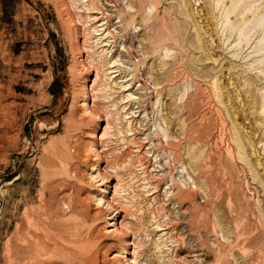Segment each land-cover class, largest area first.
<instances>
[{
    "label": "rangeland",
    "instance_id": "1",
    "mask_svg": "<svg viewBox=\"0 0 264 264\" xmlns=\"http://www.w3.org/2000/svg\"><path fill=\"white\" fill-rule=\"evenodd\" d=\"M91 1L65 0L81 21L80 55L59 2L0 0V264L39 190L70 223L86 222L99 264H125L112 257L123 238L104 232L114 220L95 201L100 188L114 192L133 264H264V128L243 116L253 110L245 75L264 80V0H249V21L233 28L231 5L216 0H96L106 19L95 24ZM103 21L100 43L87 29ZM229 63L246 71L231 77ZM82 83L98 116L80 105ZM156 98L166 139L153 124Z\"/></svg>",
    "mask_w": 264,
    "mask_h": 264
},
{
    "label": "bare ground",
    "instance_id": "2",
    "mask_svg": "<svg viewBox=\"0 0 264 264\" xmlns=\"http://www.w3.org/2000/svg\"><path fill=\"white\" fill-rule=\"evenodd\" d=\"M55 1L59 2L61 4V6L63 7V9L65 10V20L71 26L70 34L72 35L73 38L76 39V42L74 44L75 49H76L77 53H79L81 55L83 53V49H85V46H84L85 42H80L78 40L81 36V28H80V25H81L80 22L81 21L79 20V18H77V15H75V13L73 11L74 10L73 7L72 6L69 7L68 3L65 2V0H55ZM94 1H96V0L91 1V3L89 2L91 7L88 9L89 10L91 9V13L92 14L95 13L96 15H94L92 17V19L89 15L87 16V18L91 19L93 24L99 22L100 17H101V19L102 18L106 19L105 15H102V8L99 6V3L98 2L94 3ZM208 1L211 4H213L214 0H208ZM87 2H88V0H87ZM127 3H129V2H127ZM227 4L231 5V9L228 12V16L229 15L232 16V13L234 14L235 22H233L232 28L234 27L235 24H237V22L238 23L241 22V24H242V23H246L247 21H249V19H248L249 15H245V17H242L243 13H245V9L251 4V2L249 0H216L215 6L216 7L219 6V8H221L222 6H226ZM127 7H129L131 9V6L129 4H127ZM215 12H213V13L215 14ZM98 15H100V17ZM106 24H107V22L105 23L103 21L102 23L95 25V26H92V27L88 28L87 30H88V32L92 33V34H90L93 36L92 38L96 39L98 34H100V35L103 34L104 29L106 28L104 26ZM98 28H100V29H98ZM227 28H228V26H227ZM225 30H227V29H225ZM236 30H237V28H236ZM99 31H101V32L98 33ZM105 37H106V34L101 38H97L96 42L100 39H102V42H103L106 39ZM228 39H229V37L227 38V40ZM244 39H245V37H244ZM102 42L100 40V43H102ZM217 44H218V47L220 49H222V51L223 50L228 51V49H223V46L221 43L218 42ZM104 45H107L106 42L102 46H104ZM256 50H258V49L256 48ZM236 56H238V54H236ZM239 56H241V55H239ZM228 58H229V56H228ZM237 60H239V59L237 58ZM81 63H82V66H84L86 69H88L90 67L89 66L90 64H88L86 59L83 57L81 59ZM114 63H116V62H114ZM115 65H117V64H115ZM115 65L110 66V67L114 68ZM237 66H238V64L229 63L228 70H229V73L231 74V77H233L234 74L238 70L241 71L240 74H242V75H243V71H246V69L241 70L239 67L237 68ZM250 72H252V71H250ZM109 73H115V71L109 70ZM245 80H246L247 87L250 86L249 88L246 89V91L249 93L250 99L249 100L244 99V106H245L244 110L248 111L250 108H253V110L248 111L246 114H243V116L246 119L250 120V128L252 130L262 131V129L264 128V99H262V97L256 96L254 91L255 90L259 91V92L264 91V80L261 79L260 76H257L255 74H246ZM196 87H197V92L200 95H202L203 94V88L199 82L196 84ZM82 92H83V95H82L83 101L81 102L80 105L82 107H84L85 111L88 112L89 114H91L93 116H98L96 108L88 103L89 91H88L87 84H83ZM187 92H188L187 89H185L183 96L185 94L188 96ZM224 97H226V96H224ZM156 100H157V98L155 99V102H154L155 112L153 111L154 112L153 124H154L155 129L159 132L160 137H163L166 139L168 136H167L166 132L164 131L165 128H163L161 126V120H162L161 103L158 100L157 101ZM230 110H231V108H230ZM230 110H229V112H230ZM216 112L218 113V117H220L221 116V114H219L220 112L218 110ZM256 112H259L258 119L261 121L260 126H256L254 124V119H255L254 114ZM234 114L235 113L232 109V111L230 112L231 118L232 117L235 118ZM214 128H217V131H221L222 130V124L219 123L218 125H215ZM243 145H244V147H243L244 152L247 149H250L253 152V150L255 148V143L253 141H251L250 138H248V137L244 138V144ZM94 146H97L96 141L94 142ZM94 150L96 152V156L99 158L100 154H98L95 147H94ZM98 163H100V161H98L94 167L92 166L93 168H91V169L94 170L96 172L97 177L100 178L99 184L103 185L109 178L101 172V170L99 168L100 166H98ZM182 170L185 171V167H182ZM263 177H264V174H263ZM188 179L191 180L190 177H188ZM104 188H106V186H104ZM106 189L100 188V191H102L103 195H101L99 198L95 199L97 205L104 206L109 211V213L106 214L105 218L107 220H109V219L114 220V222H111L108 224L109 227L105 228L104 232L105 233L115 232L116 234H118L119 236H121L123 238V241L119 243L120 251H118L117 253H114V255L112 257L119 256L121 254L122 258H124L125 264H133V262H131L130 259L127 258L128 240L125 239V232L126 231L124 230L126 228L123 229V226H122L123 223L121 220L119 222H116L118 220V218H122L123 216L121 217V215H118L120 210L114 206V203H113V193L114 192H112V194H111ZM114 190H115V187H114ZM36 198H37L36 201L38 204L35 207L28 208V209L23 211L22 215L20 216V218L18 220L16 228L13 230L14 232L11 233L6 240V243H5V264H58L59 262H61L62 264H99L98 263L100 261L99 249L95 248V247H97V244L92 242L94 240L91 239L90 234H87L84 232V229H85L84 223H86V222H84V221H83L84 223L82 222L83 218L81 220H79V222L80 221L82 222L81 224H72V223H70L71 221H69V219H67V217L65 218L64 215H61V214L56 212L55 208L53 207L52 203L50 202L51 198H46L44 191H40V190L37 191ZM75 200H76L77 204L79 206H81V209H82L83 208L82 203H84L85 197H81L79 194H77ZM31 202H32V198L27 197V196H24L20 200V203L23 204L24 206H26L27 204H29ZM73 206L72 205L69 206L71 213L73 215H78L76 207H73ZM78 209H79V207H78ZM84 211H85V209H84ZM78 212H80V211L78 210ZM81 212H83V211H81ZM85 214H86V211H85ZM86 216H88V215H86ZM69 218H70V216H69ZM76 219H79V217L73 216V220L76 221ZM71 220H72V218H71ZM73 220H72V222H73ZM87 220H88V218H87ZM77 222H78V220H77ZM89 232H92V231H89ZM111 234H113V233H111ZM253 240L254 239H250V240H247V242L251 243V242H253ZM245 241L246 240H243V242H245ZM246 258L248 259V256H246Z\"/></svg>",
    "mask_w": 264,
    "mask_h": 264
}]
</instances>
